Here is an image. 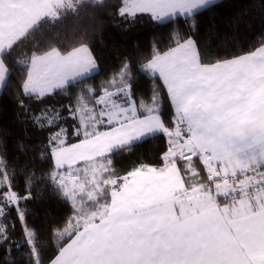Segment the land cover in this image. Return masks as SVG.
Returning a JSON list of instances; mask_svg holds the SVG:
<instances>
[{"label":"snow or ice","instance_id":"snow-or-ice-1","mask_svg":"<svg viewBox=\"0 0 264 264\" xmlns=\"http://www.w3.org/2000/svg\"><path fill=\"white\" fill-rule=\"evenodd\" d=\"M213 3L121 0L117 15L126 20L147 14L158 24L181 16L189 23L184 32L173 29L166 51L153 46L149 56L122 60L94 89L84 84L100 71L86 37L71 50L35 39L82 0H0V88L10 65L23 69L24 96L83 85L68 107L71 132L54 108L31 116L58 129L40 159L54 162L46 180L73 204L74 215L53 232L62 243L47 255L19 208L31 189L28 196L13 190L15 173L0 156V245H27V264H264V40L234 54L194 39L198 14ZM230 23L238 27L240 18ZM134 71L154 81L147 100L137 95ZM18 106L29 122L23 100ZM157 136L166 145L159 164L141 163L123 176L113 167V155ZM9 210L24 222L20 244L2 222Z\"/></svg>","mask_w":264,"mask_h":264},{"label":"trees","instance_id":"trees-1","mask_svg":"<svg viewBox=\"0 0 264 264\" xmlns=\"http://www.w3.org/2000/svg\"><path fill=\"white\" fill-rule=\"evenodd\" d=\"M120 4L121 0H103L102 4L82 0V6L75 12L69 11L60 22L41 28L36 34V43L41 46L51 43L62 50H71L72 46H79L81 38L86 37L85 42L97 58L100 71L84 84L95 89L118 69L122 60L149 56L153 46L161 52L166 51L173 29L184 32L189 23L182 16L166 24L154 23L148 15L126 20L117 15ZM237 16L240 18L238 27L230 23ZM197 19L196 32L199 35L193 38H209L211 47L220 52L239 54L259 47L260 41L264 40V0H218L202 10ZM10 67L12 75L0 95V156L7 160L9 171L15 173L13 190L28 196L27 189H31V198L21 202L19 208L27 213V225L39 231L43 247L50 256L62 243L53 232L62 229L64 220L74 215L73 204L70 199L59 196L46 180L54 162L40 159L49 135L58 129L41 128L31 122V116L38 117L44 109L54 108L60 115V127L71 132L76 121L68 118V107L76 105V96L83 85L73 83L46 97L24 96L19 92L23 69L20 65ZM133 74L137 76V95L147 100L154 81L135 71ZM18 100H23L30 114L29 122H24L25 117L21 115L24 110L18 106ZM163 110L167 116L169 106L165 104ZM74 141L75 138L69 137L67 142ZM165 146V139L161 136L148 139L131 150L113 155V167L123 176L141 163L159 164ZM43 155L47 157L46 153ZM33 173V183L26 184L29 174ZM38 177L45 179L38 180ZM2 222L12 228L11 238L20 244L24 222L17 218L16 211L9 210ZM27 260V245L20 248L12 244L0 245V264H12L13 261L15 264H27Z\"/></svg>","mask_w":264,"mask_h":264},{"label":"crops","instance_id":"crops-1","mask_svg":"<svg viewBox=\"0 0 264 264\" xmlns=\"http://www.w3.org/2000/svg\"><path fill=\"white\" fill-rule=\"evenodd\" d=\"M216 1H218V0H214V2H216ZM138 15H147V14H138ZM183 17V16H182ZM4 88V87H3ZM3 88H0V95H1V93H2V91H3ZM77 103V102H76ZM76 106V105H75ZM74 106V107H75ZM78 141L76 140V141H74V142H70V143H77ZM69 143V142H68Z\"/></svg>","mask_w":264,"mask_h":264}]
</instances>
